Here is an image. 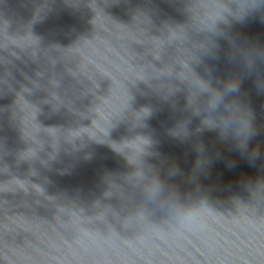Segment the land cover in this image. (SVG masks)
Segmentation results:
<instances>
[{
  "label": "clouds",
  "instance_id": "1",
  "mask_svg": "<svg viewBox=\"0 0 264 264\" xmlns=\"http://www.w3.org/2000/svg\"><path fill=\"white\" fill-rule=\"evenodd\" d=\"M184 11L187 24L171 29L168 37V42L178 47L180 71L175 74L173 69L167 70L170 76H177L183 89L175 85L171 88L186 92L188 107L200 118V131H215L220 142H230L254 162L259 157V147L250 146L256 132L253 114L241 99V85L243 79H252L257 93L264 94V46L241 40L231 29L257 12L264 20V0H186ZM221 54L237 69L236 73L219 78L209 66H205L203 75L193 67L205 64L206 59L219 62ZM180 131L186 134L185 128ZM141 140L140 150L131 154L137 168L134 178L143 184L150 198H156L165 183L153 166L141 159L151 143ZM248 183L253 185V191L264 188V178H249Z\"/></svg>",
  "mask_w": 264,
  "mask_h": 264
}]
</instances>
